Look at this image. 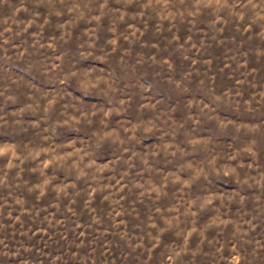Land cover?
Masks as SVG:
<instances>
[{
	"label": "rangeland",
	"instance_id": "1",
	"mask_svg": "<svg viewBox=\"0 0 264 264\" xmlns=\"http://www.w3.org/2000/svg\"><path fill=\"white\" fill-rule=\"evenodd\" d=\"M0 264H264V0H0Z\"/></svg>",
	"mask_w": 264,
	"mask_h": 264
}]
</instances>
